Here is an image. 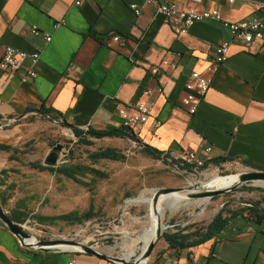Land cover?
Listing matches in <instances>:
<instances>
[{
    "label": "crops",
    "instance_id": "obj_1",
    "mask_svg": "<svg viewBox=\"0 0 264 264\" xmlns=\"http://www.w3.org/2000/svg\"><path fill=\"white\" fill-rule=\"evenodd\" d=\"M259 2L264 0H234L232 4L201 0L197 6L200 11L217 9L224 20L238 22L256 18ZM161 3L185 9L192 5L189 0H88L80 10L74 0H0V55L4 46L40 54L35 66L25 60L13 77L0 76V145L23 150L32 137L30 120L40 116L35 111L42 105L60 115L59 121L76 128L111 131L119 108L133 109L146 89L164 88L162 95L154 97L153 117L135 135L138 142L91 139L94 145H103H96L97 150L122 151L126 162L65 163L96 169L107 179L94 178L86 171L73 180L50 176L44 163H26L18 155L19 160L11 161L10 153L0 152V196L18 201L21 194V202L28 198L36 202L37 196L39 203L51 185V208L45 207L40 214L34 208L30 217L90 212L113 220L127 200L143 198L161 182L163 156L176 163L189 152L223 143L221 150L209 155L206 170L224 166L236 173L264 172V51L260 43L232 41L229 29L214 21L197 23L180 35L178 27L157 11ZM32 27L50 35L51 41L34 35ZM225 42L230 43L229 59L214 75L196 115L188 121L181 102L190 75L204 73L215 46ZM163 60L176 67L161 66ZM153 66L160 67L154 77L149 74ZM156 118L162 121L157 128L153 125ZM140 146L157 153L153 156ZM125 211L123 215L128 214ZM134 211L129 214L135 215ZM262 229L244 213L231 219L215 240L185 250L165 244L148 264H264ZM71 263L115 264L74 251H27L0 225V264Z\"/></svg>",
    "mask_w": 264,
    "mask_h": 264
},
{
    "label": "rangeland",
    "instance_id": "obj_2",
    "mask_svg": "<svg viewBox=\"0 0 264 264\" xmlns=\"http://www.w3.org/2000/svg\"><path fill=\"white\" fill-rule=\"evenodd\" d=\"M36 117L37 118H32L30 120L33 125V132L31 134L32 137L30 140H33L35 143L33 146H31V148L23 149L28 152L21 155L22 160L26 163H34L36 165L45 163V159L47 157L46 155L48 153L47 151L50 149L49 143L51 142L56 143L57 146L61 145L63 147L65 153L67 154L65 158V160L68 161L67 163H83V165L84 163H89V161L86 160L87 155L97 150L96 145L98 147L103 146L102 144H95L94 146L78 145L75 143L76 140L69 129L63 128L61 125L43 119L40 116ZM166 163L167 164H164L162 162V172L160 173L161 182H156V184L159 186L156 185L154 188L189 187L191 185L190 181H192L197 187L203 190L221 189L217 184L210 183L212 179L215 177L222 178L236 173V169L234 170L232 167L219 166L217 169V167L211 166L209 170L204 169L197 174H193L189 171L182 174L180 169H177L176 166L172 164L170 165V162ZM85 168L89 169V167ZM44 171L50 176H53V174L50 172L46 170ZM85 171L90 173L94 178H100L98 176H94L87 170ZM240 187L224 195L215 196L210 200H183L181 202L175 203L178 206V209L175 212H172V207L169 208L168 205H164L165 211L164 217L162 218L164 230L162 231V234L167 230H174L173 226H171L173 224H181L183 226L195 225L197 227L206 226L220 211L224 209L238 211L239 209L245 208L248 203L261 201L262 197L264 196L260 192L244 191ZM248 187L264 189V182H255L249 184ZM51 189V185L46 188L45 192L43 193L44 199H40V204L37 201V196L34 197L36 202L32 201L30 198L21 202L20 199L22 198V195L19 194L18 201H9L5 206H2L1 204L0 205L9 217H11V209L15 206L17 209L18 206L23 207L25 212H28L29 214L33 213L34 208H37L35 214H40V212H43L45 207L51 208L52 206V195H50ZM150 196L151 192L145 195L143 198H149ZM138 199L140 198L136 197L130 200L132 204L128 207L129 209H126L125 211H128V214H124L122 216V223H118L116 225L115 231L112 229L99 228L96 232L93 225L103 221V219H99L95 216V214L91 215L89 220L86 221L82 226H60L61 223H59L55 227H51L37 223L33 220H29L25 224L20 225H22L26 231H28L33 237L37 239L67 240L73 237V241L91 245L102 253L120 258H125V254L132 246L135 245L137 248L136 255H139L138 248L141 244L135 243V239L139 236L142 226L146 221L148 206L147 204L136 202ZM172 202L173 201L169 202L170 205ZM261 207L264 208V204H261ZM132 209L135 210V215L129 214ZM82 229L84 230V233L81 236H73V233L76 234ZM106 232H108V234H106ZM124 245L126 246V249L122 250V246ZM164 246L165 242L160 239L153 251L151 258L153 259L155 257L154 255L158 254Z\"/></svg>",
    "mask_w": 264,
    "mask_h": 264
},
{
    "label": "built area",
    "instance_id": "obj_3",
    "mask_svg": "<svg viewBox=\"0 0 264 264\" xmlns=\"http://www.w3.org/2000/svg\"><path fill=\"white\" fill-rule=\"evenodd\" d=\"M88 0H74V6L77 9H82L84 4ZM192 5L190 8H180L175 4L161 3L157 7V11L162 14L167 20L171 21L178 27L180 35L186 34L195 24L200 22L214 21L222 24L225 28L229 29L232 41H239L246 44H252L255 42L260 43V49L264 51V2L257 3L259 15L252 20H243L238 22H228L223 19L222 15L217 9L211 10H198V3L201 0H189ZM234 0H228L229 4H232ZM139 11H136V15ZM31 32L34 35L44 37L46 42L51 41V36L42 33L37 27H32ZM113 40L118 42L119 37L114 36ZM229 47L230 43L225 42L215 46V53L211 61L207 64L204 73L194 71L190 75L189 82L186 85V91L183 94L181 108L183 110L184 118L191 120L196 115L199 106L213 82V77L219 72V70L226 64L229 59ZM169 54L171 51L168 52ZM40 59V54L37 52L27 53L25 51L15 49L12 46H4L0 55V76L11 78L20 69L21 64L25 60H29L30 63L35 66ZM169 65L171 68H175L176 65L169 63L167 60L161 62V66ZM159 66H153L149 70V74L154 77L159 73ZM31 76H35V72L31 73ZM164 93L163 87H157L155 89L148 88L143 94L141 101H138L133 109L119 108L117 111L118 120L114 121L113 129H126L131 131L134 135L148 123L153 117V110L155 106L154 97L156 94L162 95ZM162 121L159 118L153 120L155 128L159 127ZM142 146H140L141 148ZM223 143L216 146L208 145L194 152H189L178 161L181 173H187V171L197 174L205 169L209 155L214 149L221 150ZM66 158L65 150L59 155L58 165L62 164ZM189 167V169H188ZM131 199L127 200L122 207V212L119 217L113 220L103 219L99 223L93 225L97 232L99 228H106L116 230V225L122 223L123 211H125L132 202ZM84 230H80L73 236H81ZM108 234V232H106ZM70 235V234H69ZM74 240V238H69ZM58 252H65L61 250ZM76 252V251H74ZM152 258L145 261L142 264H148ZM72 264V263H71Z\"/></svg>",
    "mask_w": 264,
    "mask_h": 264
},
{
    "label": "trees",
    "instance_id": "obj_4",
    "mask_svg": "<svg viewBox=\"0 0 264 264\" xmlns=\"http://www.w3.org/2000/svg\"><path fill=\"white\" fill-rule=\"evenodd\" d=\"M112 33L105 35L107 38L110 37ZM35 114L40 115L43 119L49 120L54 122L58 125H61L63 128L69 129L75 138V143L78 145L84 146H94V142L91 139H103V138H120V139H131L134 142H138V139L135 137L131 131L126 129H118V130H96L93 128H88L86 130H82L76 128L70 124H68L65 120L59 121L60 115L56 113L53 109L46 108L44 105L41 106L40 109L35 111ZM34 141L30 140L24 144V149L31 148L34 145ZM139 144V143H138ZM50 151L54 148L56 143H49ZM142 150L148 152L151 155H155L157 151L148 146H142ZM49 151V153H50ZM0 152H8L10 153L9 158L11 161L19 160L18 156L22 154H26L28 151L26 150H19L17 147H12L8 145H0ZM67 156V154H66ZM156 157V156H155ZM90 164L99 166L101 161H112V162H126L127 156L120 150L115 148H105V149H98L95 152L89 153L86 158ZM237 159H228L229 162H234ZM225 160H223L224 162ZM68 162L67 160H63L62 164L51 166L44 163V170L50 172L51 174H59L67 179H74L76 175L80 171H89L94 176H98L100 178H107V175L102 174L100 171L96 169H86L82 165H67L65 164ZM162 162L167 164L166 162H170V165H174L176 167L184 169L185 167H180L179 163H174L173 161H169L165 156L162 157ZM241 163L247 167H250L246 163ZM207 165V164H206ZM189 169V167H188ZM206 169V166H205ZM157 185V184H156ZM159 186V185H157ZM249 185H242L240 188L244 191L250 192H260L264 195V189L262 188H252L248 187ZM12 197L10 195L0 196V204L5 206L8 201ZM261 204H264V196L262 197L261 201L251 202L248 203L245 208L239 209L238 211H230V210H222L220 211L213 220L206 226L197 227L195 225H171L173 226L174 230H167L161 236V239L171 248L175 249H190L194 247H198L200 245H204L208 242L215 240V238L222 232V230L228 225L231 219L241 216L244 213H249V216L254 219L256 223H259L263 226L262 235L264 237V208L261 207ZM19 207V206H18ZM21 208L16 210H12L10 212L12 219L18 224H25L29 220H33L37 223L55 227L59 222L65 223L69 227L74 226H82L85 224L86 221L89 220L91 213H80V212H72L62 216H40V215H33L30 217L28 212H22ZM32 214V213H31ZM0 225H2L0 223ZM175 225V226H174ZM3 226V225H2Z\"/></svg>",
    "mask_w": 264,
    "mask_h": 264
},
{
    "label": "water",
    "instance_id": "obj_5",
    "mask_svg": "<svg viewBox=\"0 0 264 264\" xmlns=\"http://www.w3.org/2000/svg\"><path fill=\"white\" fill-rule=\"evenodd\" d=\"M63 147L61 145L55 146L51 149L50 153L45 159L47 165L56 166L58 165L59 153L62 151ZM230 176L237 177L235 184L231 188H221L215 190H203L194 185L189 187H178V188H153L151 190V196L147 199L152 200L153 209L158 208V202L160 197L166 196L167 198H177L178 200H210L215 196L224 195L231 191L236 190L240 185L252 184L255 182H264V172L260 171H248L242 173H234ZM222 177V178H227ZM163 205V203L161 204ZM0 223L4 228L11 233L20 243L22 248L33 253L46 254L49 252H58L61 250L65 251H76L84 253L87 255H93L101 260L108 261L115 264H142L143 259L145 261L149 260L153 254V251L161 239V221L159 220V230L149 246L147 247L145 253L142 256H138L136 259H124L109 254L102 253L91 245L84 244L82 242H77L69 239H59V240H41L36 238V243L30 244L26 240L33 237L24 227L16 223L11 217L7 215L5 210L0 205ZM72 247V248H69ZM144 261V262H145Z\"/></svg>",
    "mask_w": 264,
    "mask_h": 264
},
{
    "label": "bare ground",
    "instance_id": "obj_6",
    "mask_svg": "<svg viewBox=\"0 0 264 264\" xmlns=\"http://www.w3.org/2000/svg\"><path fill=\"white\" fill-rule=\"evenodd\" d=\"M68 135V134H67ZM237 181V177L235 176H229L227 178H218L215 177L212 179V181L210 182L211 184H217L219 186V188H229L231 187L233 184H235ZM191 185H194L195 183H193L192 181H190ZM172 202V204L170 205L169 202ZM182 200H178L177 198H167L166 196H162L159 199L158 202V208L157 209H153L152 207V200L150 198H140L138 199L136 202L139 203H144L147 204L148 206V213H147V218L145 223L142 226V229L140 231L139 236L135 239V243H140V247L138 248V254L136 255V246H132L130 248V250L125 254V258L124 259H133L136 258L138 256H142L147 247L149 246V244L151 243V241L153 240V238L155 237V235L157 234L160 226H159V220L161 221V228L163 227L162 225V218L164 217V205H168V207H172V212H175L178 209L177 204L178 202H181ZM163 203V205H161ZM164 229L161 230V233ZM27 243L30 244H34L36 243V238H30L28 240H26ZM72 248V247H69ZM126 249V246H122V250ZM144 259L142 261V263H144Z\"/></svg>",
    "mask_w": 264,
    "mask_h": 264
},
{
    "label": "flooded vegetation",
    "instance_id": "obj_7",
    "mask_svg": "<svg viewBox=\"0 0 264 264\" xmlns=\"http://www.w3.org/2000/svg\"><path fill=\"white\" fill-rule=\"evenodd\" d=\"M63 150H64V149H62V151H63ZM62 151H61V152H62ZM61 152L59 153V155L61 154Z\"/></svg>",
    "mask_w": 264,
    "mask_h": 264
},
{
    "label": "clouds",
    "instance_id": "obj_8",
    "mask_svg": "<svg viewBox=\"0 0 264 264\" xmlns=\"http://www.w3.org/2000/svg\"><path fill=\"white\" fill-rule=\"evenodd\" d=\"M59 160V159H58Z\"/></svg>",
    "mask_w": 264,
    "mask_h": 264
}]
</instances>
